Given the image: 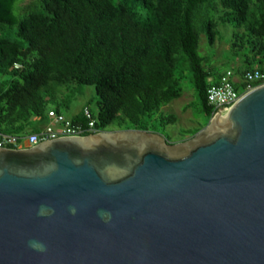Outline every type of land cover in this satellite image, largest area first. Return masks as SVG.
<instances>
[{
  "label": "water",
  "instance_id": "1",
  "mask_svg": "<svg viewBox=\"0 0 264 264\" xmlns=\"http://www.w3.org/2000/svg\"><path fill=\"white\" fill-rule=\"evenodd\" d=\"M0 264H264V84L178 142L0 147Z\"/></svg>",
  "mask_w": 264,
  "mask_h": 264
},
{
  "label": "trees",
  "instance_id": "2",
  "mask_svg": "<svg viewBox=\"0 0 264 264\" xmlns=\"http://www.w3.org/2000/svg\"><path fill=\"white\" fill-rule=\"evenodd\" d=\"M226 25L242 93L247 72H264V0H0V132H35L48 110H67L73 94L59 101L60 86L94 88L96 113L84 105L72 124H86L87 107L98 131L159 132L176 121L160 109L181 96L185 78L209 119L207 88L227 70L199 42L204 35L213 46Z\"/></svg>",
  "mask_w": 264,
  "mask_h": 264
},
{
  "label": "rangeland",
  "instance_id": "3",
  "mask_svg": "<svg viewBox=\"0 0 264 264\" xmlns=\"http://www.w3.org/2000/svg\"><path fill=\"white\" fill-rule=\"evenodd\" d=\"M29 0H24L27 2ZM219 33L213 46H210L201 35L199 42L200 54L211 57V61L215 63L218 71L224 72L226 70H234L239 65V60L228 51L229 37L231 33V26H219ZM182 94L180 97L173 99L168 104L163 105L160 109L163 115L176 116V121L173 124H168L164 128H158L159 133L170 142H178L181 134L189 135L195 127L206 125L209 121L206 114L201 110L195 92L191 86L188 78L183 79L181 83ZM79 88L75 86L65 87L60 86L57 91V99L60 101L66 98V94L72 93L73 96L69 99V108L67 110L61 109V112L66 117H71L74 113L79 111L84 105H87L93 113H96V96L92 86H83L81 93L78 92ZM49 120H45L42 126H45ZM41 126V127H42ZM115 127L110 126L109 129ZM25 132L28 133V130ZM26 134V133H25ZM185 136V139L188 136Z\"/></svg>",
  "mask_w": 264,
  "mask_h": 264
},
{
  "label": "built area",
  "instance_id": "4",
  "mask_svg": "<svg viewBox=\"0 0 264 264\" xmlns=\"http://www.w3.org/2000/svg\"><path fill=\"white\" fill-rule=\"evenodd\" d=\"M233 73L231 70H227L220 78V81L215 84H211L206 91L207 101L213 106L211 117L215 116L216 110L220 106H226L239 98V96L252 89L253 87L264 84V72L257 70L247 72L244 76V80L248 83L247 89L238 93L233 85L232 81ZM257 82L256 85H251ZM83 113L88 119L85 125L72 124L70 119L63 113L57 112L53 109L48 110L47 117L49 122L42 126L38 131L28 132L22 136H16L12 134H5L0 132V147L17 148L22 145H34L38 142L54 138L57 136L65 135H84V133L93 134L98 130L94 126V120L90 116V111L87 107L83 108ZM210 117V118H211Z\"/></svg>",
  "mask_w": 264,
  "mask_h": 264
},
{
  "label": "crops",
  "instance_id": "5",
  "mask_svg": "<svg viewBox=\"0 0 264 264\" xmlns=\"http://www.w3.org/2000/svg\"><path fill=\"white\" fill-rule=\"evenodd\" d=\"M78 112V111H77ZM75 114V113H74Z\"/></svg>",
  "mask_w": 264,
  "mask_h": 264
}]
</instances>
